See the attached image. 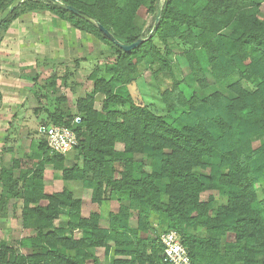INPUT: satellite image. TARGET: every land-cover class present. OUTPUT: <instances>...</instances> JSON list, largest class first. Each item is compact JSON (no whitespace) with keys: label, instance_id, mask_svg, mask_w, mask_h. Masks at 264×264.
<instances>
[{"label":"trees","instance_id":"16d2710c","mask_svg":"<svg viewBox=\"0 0 264 264\" xmlns=\"http://www.w3.org/2000/svg\"><path fill=\"white\" fill-rule=\"evenodd\" d=\"M12 1L0 0V11ZM60 1L90 15L120 42L144 40L123 50L96 23L42 0H23L0 23L1 41L20 14L48 11L93 35L107 46L101 54L114 58L105 66L107 77L90 74L93 92L77 99L75 124L60 105L66 95L56 97L53 110L44 109L49 124L76 133L74 163L66 165V154L51 152L44 136L32 170L14 178L12 168L1 169L0 183L22 201V224L35 233L21 245L35 251L24 255L0 246V264L96 263L92 250L98 247L106 255L112 251L111 264H170L159 241L170 230L192 264H264V0H162L159 21L147 33L136 20L153 0ZM176 46L188 68L181 80L170 59ZM59 62L48 60L45 67ZM140 63L152 73L166 113L178 110L173 120L134 100L129 84ZM56 80L54 72L48 90H55ZM219 86L224 89H213ZM95 94L103 96L100 110L93 106ZM46 164L63 180L81 181L91 202H120L107 212V228L100 227L99 213L80 216L81 201L71 190L44 193ZM206 191H217L225 203L211 194L201 200ZM60 213L68 217L66 227L55 225Z\"/></svg>","mask_w":264,"mask_h":264},{"label":"crops","instance_id":"0c3cea01","mask_svg":"<svg viewBox=\"0 0 264 264\" xmlns=\"http://www.w3.org/2000/svg\"><path fill=\"white\" fill-rule=\"evenodd\" d=\"M105 50L106 45L93 35L48 11L22 13L11 22L0 41V171L3 167L12 168L13 177L17 178L21 170L26 172L24 164L31 161L29 156H37L30 149L26 152L29 156H22L19 151L15 153L8 142L13 134L14 122H20L22 111L35 110L38 108L37 103L42 102L41 97L37 96L38 91H47V80L52 73L55 72L58 77L59 70L63 68L64 73L68 67H72L77 78L85 65L99 62L101 52ZM48 60L61 62L56 66L45 67ZM14 159L17 166H13L16 164H13ZM50 170L52 166L46 164L42 179L44 193L49 192L46 180ZM61 182L65 187L50 193L64 188L71 190L70 185L78 181L62 179ZM21 185L19 182L18 187ZM21 205L22 201L11 196L8 187L0 183V246L27 255L35 248L22 246L21 241L35 233L32 227L22 224ZM73 234L78 237L80 231Z\"/></svg>","mask_w":264,"mask_h":264},{"label":"rangeland","instance_id":"374dc122","mask_svg":"<svg viewBox=\"0 0 264 264\" xmlns=\"http://www.w3.org/2000/svg\"><path fill=\"white\" fill-rule=\"evenodd\" d=\"M90 1V0H86ZM158 0H153L150 4L156 8ZM149 4V5H150ZM148 6L143 7L138 14V18L136 23L138 27L141 28L143 33H147L149 27L154 22L155 10L154 12L148 9ZM260 9L264 11V2H261ZM1 13V11H0ZM227 33V31H224ZM107 47V46H106ZM181 46H176L173 48V53L170 55V59L172 61V69L177 80H181L184 74L188 71L186 61L181 54ZM100 61L96 62L94 65L84 66V69L80 71V75L76 78L74 72H72V67H68V71L66 73L67 78L64 77L66 70L64 73L62 72L63 68L59 70V74L56 80L55 90L45 89L39 90L37 96L41 97L42 102L37 103V109H40V112L34 113V110H26L22 111V116L20 117V122H14L13 134L10 136L11 140L8 142V145L12 147V149L19 153L22 156H29L26 152L28 149L32 150L33 153H36V157L29 156L31 161H27V164H24L26 170H32L35 167V163L39 159V155L42 150L38 148V144L44 138V134L40 130V126L42 124L51 123L48 117V114L44 109L53 110L56 107V97L66 95V100H64L60 105L63 109L67 110L69 114L73 117V124H75L79 120L80 113L77 108V99L84 98L88 94H92L94 79L91 78L90 74L94 71L96 78L107 77L105 75L104 69L105 66L114 60L113 56L108 54H101L99 57ZM71 65V64H70ZM67 67V66H66ZM74 71V70H73ZM63 73V74H62ZM57 75V74H56ZM44 79V78H43ZM78 81H77V80ZM77 81V82H76ZM242 85L248 88H252L253 85L250 82L245 80L241 81ZM58 85V86H57ZM70 87H73L72 92L70 91ZM130 92L134 98V100L142 105H147L151 107L156 113L164 115V118L168 121L173 120L178 114L177 111H173L171 113H166L165 109L162 108L161 101L159 99V90L155 80L153 79L152 73L148 70L144 63H140L138 66V72L134 75L132 82L129 84ZM213 89H224L223 87H215ZM93 101V106L95 109L100 110L103 105V96L101 94H95ZM32 102L35 103L34 100ZM22 122V123H21ZM19 123V125H18ZM21 123V125H20ZM40 127V128H39ZM116 149L121 150L123 145L121 143L115 144ZM76 152L70 151L66 154L67 160L65 161L66 165H71L75 162L73 156ZM35 159V162H33ZM25 161V160H24ZM32 162V163H31ZM80 164L81 158L77 160ZM150 163H146V167H149ZM119 169L120 166L116 165ZM49 169V168H48ZM44 174V170H43ZM47 193L54 191L56 189H60L65 187L61 182V174L60 171H54L53 168L47 173ZM22 181H20L21 183ZM71 191L73 192V196L75 198H79L81 201L80 206V216L87 217L90 213L95 212L101 215L99 220V224L108 226L107 212L111 210H117L119 203L116 200H107L102 203L91 202L90 200V190L82 186V182L78 181L70 185ZM68 189V188H67ZM70 190V189H69ZM61 191V190H60ZM214 195L216 198V202L220 204L225 203V198L220 196L217 191H206L200 195L201 200L206 201L209 195ZM121 203L128 204L127 201H122ZM82 209V211H81ZM85 214V216H82ZM156 220H154V227L156 226ZM55 225L59 227H66L68 222V217L65 213H60L58 218L55 219ZM130 223L132 226L136 225L135 216L130 217ZM74 233H79L78 229L72 230ZM204 233L203 229L198 230V234L202 235ZM96 249V250H95ZM92 250L93 255L97 258V262L94 263L92 259H88L86 264H111V253L108 255L105 254L103 247H98Z\"/></svg>","mask_w":264,"mask_h":264},{"label":"built area","instance_id":"2783aa9c","mask_svg":"<svg viewBox=\"0 0 264 264\" xmlns=\"http://www.w3.org/2000/svg\"><path fill=\"white\" fill-rule=\"evenodd\" d=\"M51 152L67 154L77 145L78 138L74 130L66 125L48 124L40 128ZM164 260L170 264H192L191 259L181 244L178 234L173 231L160 233Z\"/></svg>","mask_w":264,"mask_h":264},{"label":"water","instance_id":"95a60500","mask_svg":"<svg viewBox=\"0 0 264 264\" xmlns=\"http://www.w3.org/2000/svg\"><path fill=\"white\" fill-rule=\"evenodd\" d=\"M23 0H13L4 10L1 11L0 13V23L22 2ZM42 1H48V2H52L55 4L60 5L61 7L73 12L74 14L83 17L87 20H90L94 23H96L98 25V27L102 30V32L112 41L114 42L116 45H118L121 49L123 50H130L136 46H138V44L143 41L144 39L139 37L137 38L134 42L132 43H123L120 42L119 40H117L112 34H110L108 32V30H106L102 25H100L96 20H94L90 15H88L87 13H85L84 11H82L81 9L74 7L72 5H68L65 4L63 2H61L60 0H42ZM161 9H162V0H158L156 8H155V16H154V22H153V27L152 30L156 27L160 15H161ZM152 32V31H151ZM150 32V33H151Z\"/></svg>","mask_w":264,"mask_h":264}]
</instances>
